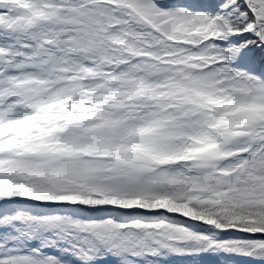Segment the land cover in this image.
I'll return each mask as SVG.
<instances>
[{"label":"snow or ice","instance_id":"1","mask_svg":"<svg viewBox=\"0 0 264 264\" xmlns=\"http://www.w3.org/2000/svg\"><path fill=\"white\" fill-rule=\"evenodd\" d=\"M0 264H264V0H0Z\"/></svg>","mask_w":264,"mask_h":264}]
</instances>
